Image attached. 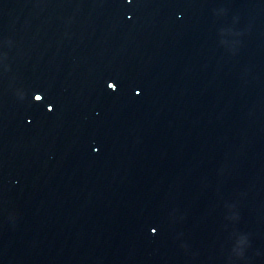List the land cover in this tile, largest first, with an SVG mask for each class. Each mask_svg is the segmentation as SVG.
Returning <instances> with one entry per match:
<instances>
[{"label":"water","instance_id":"1","mask_svg":"<svg viewBox=\"0 0 264 264\" xmlns=\"http://www.w3.org/2000/svg\"><path fill=\"white\" fill-rule=\"evenodd\" d=\"M68 1L16 0V7L17 11L28 14L37 7L46 9L62 4L64 8L63 2ZM88 2L74 0L70 6L68 13L74 7L77 12L76 24L70 17L59 19V34L69 51L63 52L46 72L55 84L69 82L74 92L62 91L47 101L54 104L59 100L63 105L40 113L30 127L20 125L15 136L9 130L14 131L16 124L0 118V125L7 131L0 128V264H15L11 261L12 254L18 264H103L106 259L116 264H264V71L253 54L249 38L241 40L247 46L240 52L245 77L236 64L229 62L227 68L225 53L216 50L219 38L225 39L212 7L229 25L235 24L240 36L245 35L230 11L231 0H95L96 5ZM0 3L6 8L8 0ZM85 17L96 22L92 29ZM98 24L106 30L97 29ZM154 24H160L164 50L173 48L168 86L178 88L179 92L190 89L191 85L197 86L198 82L210 86L207 74L215 69L226 83V98L221 103L227 107L217 106L216 110L203 114L204 125L212 128L214 138L222 140L223 129L233 128L250 112L247 109L241 112V109L257 106L251 109L253 114L246 120L247 125L255 118L248 123L252 127L246 128L244 124L235 138H230L226 131L225 151L213 159L238 186L234 204L224 202L226 212L212 214L207 209L213 204L209 200L211 194L203 200L195 195L205 218L195 224L196 236L186 240L187 249L182 252L169 242L168 249L164 243L167 228L162 222L163 216L156 217L148 211L151 195L148 186L141 185L140 178L130 172L129 180L105 186L108 157L103 145L113 137L107 130L119 133L125 127L128 133L123 142L131 148L137 145L132 126L128 125L133 114L123 113L138 93L141 96L133 87L142 86L146 80V72H119V69H127L136 52L130 43V33L138 28L139 33L133 34L132 39L150 55L156 53L160 38H154L149 32ZM106 34H109L106 43L102 39L98 41ZM118 44L124 47L123 51L118 49ZM142 60L144 69L149 59ZM207 64L211 66L206 68ZM34 90L39 92V88ZM79 101L98 102V108L92 114L82 115L70 108ZM175 101L183 115L185 102ZM188 101L195 104V99ZM17 107L15 112L19 111ZM26 108L36 111L30 98L22 100V110ZM245 136H254V143L242 146ZM95 142L101 144L96 150ZM118 145L124 146L119 141ZM236 149L246 153L244 161L238 164L241 174L236 173V159L232 157ZM202 158L204 150L200 149L188 163L177 157L176 164L164 161L155 172L154 180L147 184L154 186L153 190L161 196V188L155 187L164 182L167 172L172 179L174 174H179L186 188L193 189L194 179L186 166H196ZM3 160L9 163L10 170ZM229 188L226 182V190ZM152 193L154 202L162 200L157 193ZM146 216L150 218L149 223ZM130 225L139 229L138 234L145 235L125 239L133 230ZM146 234L153 236L144 240ZM112 240H117L118 250L126 252L128 262L118 255ZM157 240L160 247L155 246ZM200 244L201 255H196L194 250Z\"/></svg>","mask_w":264,"mask_h":264}]
</instances>
